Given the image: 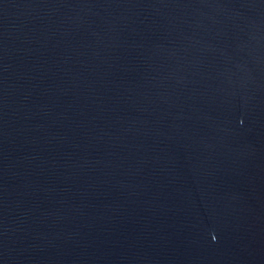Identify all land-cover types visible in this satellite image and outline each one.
I'll return each instance as SVG.
<instances>
[{
    "label": "water",
    "instance_id": "95a60500",
    "mask_svg": "<svg viewBox=\"0 0 264 264\" xmlns=\"http://www.w3.org/2000/svg\"><path fill=\"white\" fill-rule=\"evenodd\" d=\"M0 264H264V0H0Z\"/></svg>",
    "mask_w": 264,
    "mask_h": 264
}]
</instances>
